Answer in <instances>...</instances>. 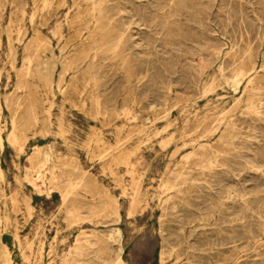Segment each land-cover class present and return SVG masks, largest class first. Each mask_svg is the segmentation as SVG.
I'll return each mask as SVG.
<instances>
[{
  "label": "rangeland",
  "instance_id": "obj_1",
  "mask_svg": "<svg viewBox=\"0 0 264 264\" xmlns=\"http://www.w3.org/2000/svg\"><path fill=\"white\" fill-rule=\"evenodd\" d=\"M88 5L0 0V256L264 264V0H106L114 29L89 37ZM116 34L113 55L98 42ZM64 59L62 91L45 92L41 65L54 62L56 80ZM13 108L21 151L5 140ZM32 109L39 118L48 110L50 124L35 125ZM36 176L50 197L38 195ZM108 202L119 204L118 219ZM113 228L120 239L109 238Z\"/></svg>",
  "mask_w": 264,
  "mask_h": 264
},
{
  "label": "bare ground",
  "instance_id": "obj_2",
  "mask_svg": "<svg viewBox=\"0 0 264 264\" xmlns=\"http://www.w3.org/2000/svg\"><path fill=\"white\" fill-rule=\"evenodd\" d=\"M171 1V0H170ZM86 2L89 4L86 8H85V10H84V15L85 16H87L86 17V19H84L83 20V27H82V30H84V32L83 33H85L86 34V36H92L93 35V30H99L100 32H105V34L104 35H106L110 30H113L114 28H113V24H112V21H113V19H112V16H109L108 14H106L107 13V8H105L104 6H103V3H105L106 2V0H86ZM110 3V2H109ZM114 3V2H113ZM42 4H43V7H45V6H48V7H50V4H51V0H42ZM183 4V3H182ZM61 5V4H60ZM110 5H111V3H110ZM114 5V4H113ZM106 6V5H105ZM107 6H109V5H107ZM110 7H112V6H110ZM114 7H115V5H114ZM180 7V6H179ZM183 7V6H182ZM109 8V7H108ZM112 8H110V10H111ZM178 9V8H177ZM45 10V9H44ZM109 10V9H108ZM114 10V9H113ZM39 11V10H38ZM81 12V11H80ZM113 12V11H112ZM77 13V12H76ZM114 13V12H113ZM110 14V13H109ZM33 15H35V14H33ZM33 15H32V17H33ZM31 16V15H30ZM79 16H81L80 15V13H78L77 14V17H79ZM155 16V15H154ZM83 17V16H82ZM156 17V16H155ZM163 17V16H162ZM80 18V17H79ZM85 18V17H84ZM34 19V18H33ZM162 19V18H161ZM151 20V19H150ZM158 22V21H157ZM167 22V19H166V21H165V23ZM161 23V22H160ZM163 24V23H162ZM161 24V25H162ZM117 25V24H116ZM166 26V25H165ZM167 27V26H166ZM164 28V27H163ZM169 28V27H168ZM119 29V28H118ZM114 33V32H113ZM120 33V32H119ZM168 33V32H167ZM82 34V33H81ZM104 35H102L103 36V38H104ZM109 35H110V33H109ZM112 35V34H111ZM115 35V34H114ZM122 35H124V34H116V36H114L113 38H111L109 41H105V42H102V40L101 41H97L98 42V44L100 45V47L102 46H105V47H107L111 52H112V54L120 47V45H121V43H122ZM83 36V35H82ZM88 36V37H89ZM87 38V37H86ZM93 39H94V37H92ZM105 38H106V36H105ZM126 38V37H125ZM101 39V38H100ZM7 40V39H6ZM87 41H88V39H86ZM85 40V41H86ZM98 40H99V38H98ZM124 40V39H123ZM38 41V40H37ZM60 41V40H59ZM42 42V41H41ZM45 42V41H44ZM89 42V41H88ZM93 42V40H91V43ZM36 43V42H35ZM85 43V42H84ZM96 43V42H95ZM47 44V43H46ZM90 44V43H89ZM123 44H125V43H123ZM85 45V44H84ZM93 45V44H92ZM91 45V46H92ZM95 45V44H94ZM42 46V45H41ZM49 46H50V43H49ZM86 46V45H85ZM84 46V47H85ZM126 46V45H125ZM82 47V46H81ZM91 48V47H90ZM97 48V47H96ZM104 48V47H103ZM230 48V47H229ZM39 49V48H38ZM94 49V48H93ZM105 49V48H104ZM8 50H10V49H8ZM33 50V49H32ZM37 50V49H36ZM44 50L45 51H47V52H49V54H50V57H49V59H54V53H53V51L52 50H50L49 49V47H44ZM82 50V49H81ZM88 50V49H87ZM95 50V49H94ZM120 50V49H119ZM44 51V52H45ZM228 51V50H227ZM84 52V51H83ZM90 52V51H89ZM120 52V51H119ZM91 53H92V51H91ZM107 53H109V52H107ZM121 53V52H120ZM85 54V53H84ZM106 54V53H105ZM9 55V54H8ZM33 55V54H32ZM45 55V54H44ZM83 55V54H82ZM91 55V54H90ZM98 55V54H97ZM114 55V54H113ZM112 55V56H113ZM226 55V54H225ZM86 56V55H85ZM111 56V55H110ZM111 56V57H112ZM244 56V55H243ZM46 57V56H45ZM94 55H93V58L92 59H94ZM103 57V56H102ZM126 56L124 55V58H125ZM31 56H29V57H27L26 59H24V61H23V69H24V71H25V74H29L30 73V62H31ZM91 58V57H90ZM98 58H100V57H98ZM46 59V58H45ZM82 59V58H81ZM85 59V58H84ZM84 59H82V60H84ZM123 59V58H122ZM33 60V59H32ZM91 60V59H90ZM99 60V59H98ZM124 60V59H123ZM42 61V60H41ZM66 59H64L63 60V65H62V73H59L58 74V76H57V79L55 80L54 79V77H53V73H54V68H56L55 67V64H54V62H48V64L49 65H47V63L45 64V65H41L42 66V68L44 69V74H42L43 75V78H42V81H43V86H44V88H45V92H47V93H50V94H52V89H53V87L54 86H56V88H58V90L60 91L61 89H62V87H61V84L64 82V80H65V74L67 73V71H68V69L69 68H71L70 67V65H71V63L68 61V62H66ZM80 62H83V61H80ZM100 62H102V61H100ZM39 64V63H38ZM92 64H94V63H92ZM91 64V65H92ZM98 65H99V63H98ZM240 66V65H239ZM76 67H78L77 65H76ZM87 67H89V66H87ZM94 67V66H93ZM92 66H91V68H93ZM85 69H87L86 67H85ZM88 70V69H87ZM86 70V71H87ZM94 70V69H93ZM91 71V70H90ZM89 72H87V74H88ZM223 73V72H222ZM92 74V73H91ZM91 74H89V75H91ZM94 75H95V72L93 73ZM226 75V74H225ZM93 76V75H92ZM235 78L237 77V76H234ZM93 78V77H92ZM29 79V78H28ZM96 79V78H95ZM144 79V78H143ZM250 79V78H249ZM30 80V79H29ZM212 80V79H211ZM240 81V80H239ZM214 82V81H213ZM230 82V81H229ZM228 82V83H229ZM25 83V82H24ZM23 83V84H24ZM236 83L237 84H235V86L236 85H238V80L236 81ZM247 84L249 85V87H251V88H249V90L250 91H252L254 88L251 86V80H248L247 81ZM27 85V84H26ZM94 85V84H93ZM252 85H253V83H252ZM254 86V85H253ZM237 87V86H236ZM20 89V88H19ZM24 90V89H23ZM211 90V89H210ZM209 90V91H210ZM264 90V89H263ZM62 91V90H61ZM60 91V92H61ZM253 93H254V91H252ZM249 93H247V95H248ZM202 95V94H201ZM29 98V97H28ZM52 98V97H51ZM90 98V100H91V102H93V104H95L96 106H98L99 105V97L97 96V95H95V94H91V96L89 97ZM236 99V98H235ZM238 99V98H237ZM248 99V100H247ZM247 101L248 102H246L247 104H248V109L249 110H252L253 109V103H252V96H248L247 97ZM18 100L19 99H16L12 104L13 105H15L16 107H19L20 108V103L18 102ZM245 100V99H244ZM26 101V100H25ZM28 101V100H27ZM5 105H6V107L7 108H10V103H8L6 100H5ZM43 103V102H42ZM245 102H244V104H246ZM260 103V102H259ZM23 104V103H22ZM28 106H30V107H36L35 106V103L34 102H32V101H30L29 102V105ZM12 107V106H11ZM246 107V106H245ZM245 109V108H244ZM247 109V110H248ZM11 111V118H10V131L6 134V142H8L9 144H11V145H13V146H15V148L17 147L18 148V150L19 151H21L22 150V146L18 143V140L20 139H18V134H17V111H16V109H11L10 110ZM31 111V116H32V122L35 124V125H37V124H39L40 122H47V123H49L50 124V120H49V115H48V110H45V116L44 117H42V118H39L38 116H37V111H34V109H32V110H30ZM254 112V111H253ZM27 113V112H26ZM28 114V113H27ZM220 116V115H219ZM1 117H2V110H1V104H0V149L2 148V145H3V143H2V131H3V128H4V125H1ZM119 117V116H118ZM30 118V117H29ZM27 119V118H26ZM26 121V120H25ZM23 123V122H22ZM151 123V122H150ZM19 124V123H18ZM32 124V123H31ZM46 124V123H45ZM48 124V125H49ZM234 124V123H233ZM232 124V122H227V124H226V127L230 130V131H232L233 130V127H234V125ZM25 125V124H24ZM43 125V124H42ZM33 125H31V127H32ZM27 128V127H26ZM30 129V128H29ZM43 129V128H42ZM48 129V128H47ZM21 130V129H20ZM25 130V129H24ZM217 130V129H216ZM19 131V130H18ZM41 131H43V130H41ZM48 131V130H47ZM20 132V131H19ZM141 133V132H140ZM47 134V133H46ZM186 135V134H185ZM204 135V134H203ZM26 141V140H25ZM40 149V148H39ZM200 149V148H199ZM192 151V150H191ZM112 152V151H111ZM109 155V154H108ZM49 154L47 153V152H45V153H43V157H42V161H41V159H40V161H41V163H42V166L41 167H43V165H46L47 163H49ZM39 165V164H38ZM28 168V167H27ZM51 168V167H50ZM56 168V167H55ZM43 169V168H42ZM57 169V168H56ZM55 169V170H56ZM76 169V168H75ZM52 170V169H51ZM42 171V170H41ZM43 172V171H42ZM51 172V171H50ZM54 172V171H53ZM34 174V173H33ZM36 174H38V173H36ZM170 174V173H169ZM41 175V174H40ZM55 174H52V179H54V181H55V179L57 178H55V176H54ZM34 176V175H33ZM37 177V176H36ZM39 177H42V176H39ZM39 177H37V178H39ZM51 177V176H50ZM168 177V176H167ZM181 177V176H180ZM0 178H2V171L0 170ZM37 178H36V180H37ZM177 178V177H176ZM51 179V180H52ZM179 179V178H178ZM32 180V179H31ZM58 180V179H57ZM181 180V179H180ZM2 181V180H1ZM176 181V180H175ZM52 182H53V180H52ZM33 183V182H32ZM31 183V184H32ZM51 183V182H50ZM43 182H41V180H40V178H39V181L37 182V193H38V195L39 196H41L42 194H45V196L46 197H50V192L49 191H46V189L44 188V186H43ZM73 184V183H72ZM79 184H80V182H79ZM55 185H57V184H55ZM178 187V186H177ZM35 188V187H34ZM73 188V187H72ZM135 188H136V186H135ZM137 189V188H136ZM134 191V190H133ZM71 192V191H70ZM138 193V192H137ZM67 195V192H65V193H62V197H65ZM133 196H134V194H133ZM132 196V197H133ZM107 198H109V202L111 203V198L109 197V194H108V197ZM114 199V198H113ZM106 200V199H105ZM105 200H103V201H105ZM115 200V199H114ZM106 201H108V200H106ZM105 201V202H106ZM108 202V203H109ZM113 202V201H112ZM103 203V205H104V202H102ZM101 203V204H102ZM107 203V204H108ZM109 203V204H110ZM114 203V202H113ZM106 204V203H105ZM110 205H113V204H110ZM99 206V205H98ZM101 206V205H100ZM114 207V213H115V219H118L119 218V212H118V210H119V204H117L116 203V205H113ZM111 207V206H110ZM102 208V207H101ZM109 208V207H108ZM108 208H103V209H108ZM112 208V207H111ZM97 209V208H96ZM95 209V210H96ZM110 210V209H109ZM94 211V210H93ZM103 211H105V210H103ZM111 211V210H110ZM73 212V211H72ZM71 212V213H72ZM96 212V211H95ZM94 212V213H95ZM106 212V211H105ZM79 213H81V212H79ZM97 214V213H96ZM95 214V215H96ZM99 214V213H98ZM105 214V213H104ZM109 214V213H108ZM113 214V213H112ZM129 214V213H128ZM72 215V214H71ZM75 214H73V216H74ZM80 216V215H79ZM111 216H113V215H111ZM112 218V217H111ZM110 230V229H109ZM110 239L111 238H116L115 240H118V238L120 237V232H119V229L118 228H113V229H111L110 231ZM109 235V234H108ZM108 239V238H107ZM120 239V238H119ZM106 240V239H105ZM109 240V239H108ZM112 241V240H111ZM107 242V241H106ZM113 242V241H112ZM82 245V243L80 244V246ZM77 246V245H76ZM79 246V247H80ZM79 247H75L74 246V252L77 254V255H81L83 252H81L80 251V248ZM5 249V248H4ZM108 249V248H107ZM98 251V250H97ZM118 251L119 252H121V249L119 248L118 249ZM73 253H70V254H68V257L64 260V264H70V261L73 259V255H72ZM83 255H84V253H83ZM85 255H87V254H85ZM10 256V255H9ZM9 256H8V253L6 252V251H3V253L1 254V256H0V264H11V261H10V259H9ZM255 258V257H254ZM73 261V260H72ZM118 261L119 262H122V260L120 259V257H118ZM61 263H62V261H61ZM84 263V262H83Z\"/></svg>",
  "mask_w": 264,
  "mask_h": 264
}]
</instances>
